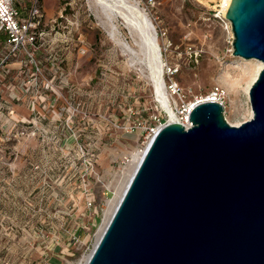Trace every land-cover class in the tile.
Segmentation results:
<instances>
[{
  "label": "rangeland",
  "instance_id": "1",
  "mask_svg": "<svg viewBox=\"0 0 264 264\" xmlns=\"http://www.w3.org/2000/svg\"><path fill=\"white\" fill-rule=\"evenodd\" d=\"M132 1L155 26L178 118L215 88L229 125L252 118L251 63L232 54L221 0ZM29 4L16 3L22 11ZM41 4L35 49L12 52L0 41V264H82L131 153L170 122L144 58L132 62L110 39L91 0ZM113 21L138 51L123 21Z\"/></svg>",
  "mask_w": 264,
  "mask_h": 264
},
{
  "label": "water",
  "instance_id": "2",
  "mask_svg": "<svg viewBox=\"0 0 264 264\" xmlns=\"http://www.w3.org/2000/svg\"><path fill=\"white\" fill-rule=\"evenodd\" d=\"M225 18L233 56L264 65V0ZM248 95L239 126L208 101L158 129L86 264H264V67Z\"/></svg>",
  "mask_w": 264,
  "mask_h": 264
},
{
  "label": "bare ground",
  "instance_id": "3",
  "mask_svg": "<svg viewBox=\"0 0 264 264\" xmlns=\"http://www.w3.org/2000/svg\"><path fill=\"white\" fill-rule=\"evenodd\" d=\"M92 4L100 9V12L105 16L106 21H103V26L107 29L110 39L119 46L123 52L128 53L131 56L132 62L139 61L141 59L145 64L149 72V76L153 81V86L157 99L161 102L163 108L169 117L170 122H177L179 119L170 105L169 96L165 92V83L163 81V61L161 58V52L158 44V37L156 29L152 21L147 14L139 7V5L132 0H91ZM231 0H221V12L225 15L228 5ZM120 18L126 29L131 36H134L137 40L133 42V45L138 48L135 50L130 44L124 41L120 37V33L114 25V19ZM243 60V59H241ZM251 63L249 80L246 83L245 91L248 95V91L252 83L257 78V75L264 67V65L256 60H248ZM211 101L210 95H206L198 102ZM195 103L189 105L190 108ZM252 115H250L251 117ZM152 137H149L141 149H135L131 155V162L127 167V171L124 175L123 181L116 188L113 199L109 202L108 209L104 216L102 225L99 228L98 237L95 242L97 244L101 237L105 227L107 226L118 202L120 201L130 179L132 178L139 162L141 161L145 150ZM95 247V246H94ZM94 249V248H93ZM92 253V251H91ZM91 253L86 256L82 264H86Z\"/></svg>",
  "mask_w": 264,
  "mask_h": 264
},
{
  "label": "built area",
  "instance_id": "4",
  "mask_svg": "<svg viewBox=\"0 0 264 264\" xmlns=\"http://www.w3.org/2000/svg\"><path fill=\"white\" fill-rule=\"evenodd\" d=\"M18 0H0V34H3L6 38V42L11 47V51H20L24 50L27 52V49H35L38 45V38L41 33L38 32V28L43 20V9L41 0H30V4L25 11L16 5ZM191 48H189V51ZM29 62L32 63L34 70L38 73L37 62L35 61L32 54H27ZM172 94H179V89L176 84L169 86ZM222 93L218 88H215L214 91L210 93L211 102L221 101ZM208 102V101H204ZM202 103L197 102L195 104ZM194 104V105H195ZM193 105V106H194ZM192 106V107H193ZM190 106L184 107L181 112H179V120L177 123L181 124L188 129L191 127L189 122V114L191 112ZM167 124V123H166ZM165 124L156 128H151L147 135V140L149 137H153L158 129ZM88 206H91V203H88Z\"/></svg>",
  "mask_w": 264,
  "mask_h": 264
},
{
  "label": "trees",
  "instance_id": "5",
  "mask_svg": "<svg viewBox=\"0 0 264 264\" xmlns=\"http://www.w3.org/2000/svg\"><path fill=\"white\" fill-rule=\"evenodd\" d=\"M5 40H6L5 36L0 34V41L3 42Z\"/></svg>",
  "mask_w": 264,
  "mask_h": 264
}]
</instances>
